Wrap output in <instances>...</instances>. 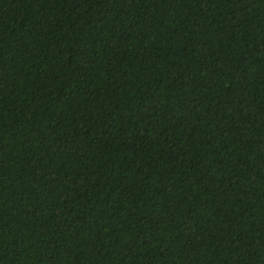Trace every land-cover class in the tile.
Here are the masks:
<instances>
[{
	"label": "trees",
	"instance_id": "1",
	"mask_svg": "<svg viewBox=\"0 0 264 264\" xmlns=\"http://www.w3.org/2000/svg\"><path fill=\"white\" fill-rule=\"evenodd\" d=\"M0 264H264V0H0Z\"/></svg>",
	"mask_w": 264,
	"mask_h": 264
}]
</instances>
